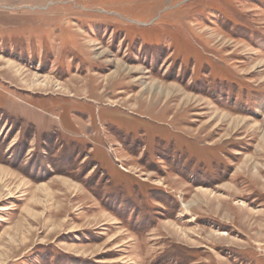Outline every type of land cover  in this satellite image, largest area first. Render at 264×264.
Segmentation results:
<instances>
[{
	"label": "rangeland",
	"instance_id": "obj_1",
	"mask_svg": "<svg viewBox=\"0 0 264 264\" xmlns=\"http://www.w3.org/2000/svg\"><path fill=\"white\" fill-rule=\"evenodd\" d=\"M0 264H264V0H0Z\"/></svg>",
	"mask_w": 264,
	"mask_h": 264
},
{
	"label": "bare ground",
	"instance_id": "obj_2",
	"mask_svg": "<svg viewBox=\"0 0 264 264\" xmlns=\"http://www.w3.org/2000/svg\"><path fill=\"white\" fill-rule=\"evenodd\" d=\"M232 192V191H231Z\"/></svg>",
	"mask_w": 264,
	"mask_h": 264
}]
</instances>
